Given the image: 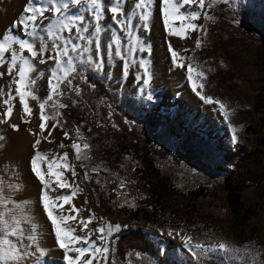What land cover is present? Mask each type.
I'll return each instance as SVG.
<instances>
[{
  "label": "rangeland",
  "instance_id": "obj_1",
  "mask_svg": "<svg viewBox=\"0 0 264 264\" xmlns=\"http://www.w3.org/2000/svg\"><path fill=\"white\" fill-rule=\"evenodd\" d=\"M9 1L11 0H0V12L2 11L6 15H10L7 5ZM218 1L216 0L215 3ZM223 1L231 2L234 5L239 1L250 4L257 9L256 18H263L264 21V0ZM212 9L213 7L206 10L214 18ZM135 19L136 17L132 19V22ZM137 20L140 21L138 17ZM211 20L202 16L197 24L203 25V30H190L189 35L192 38L187 44L178 46L175 51L179 57L183 58L180 62L185 67L180 69L185 70L186 73L189 64L198 71H203L202 65H206V68L212 70V68L217 67L218 63L228 65L234 70L235 78L231 82L214 80L211 87L206 85L203 89L197 88V91L203 95L225 103L231 113L228 119H225L218 104L204 103L193 91L191 83L192 90L185 89L186 81L183 80L179 90L171 78V71L174 70H169L168 67H161L158 64L153 66L150 74L143 78L148 80L147 84L143 83V79L138 80L136 75L132 77L128 74L122 78L118 77L113 69L120 66L123 61L115 55L112 57L110 65L106 62V56L103 66L98 68L109 88L118 98L129 102V105L136 109L138 115H142L151 108L169 120L176 116L178 120L175 121L179 123V126L187 127L188 125L195 129L197 134H203L204 142L194 144L196 147L192 150L191 158L184 169L179 170L175 167L180 176L173 182L176 190L165 196L158 205H151L144 214H134L132 208L134 209L135 198L126 193H120L115 201L109 203L112 208L104 207L96 192L98 180L92 174L93 169L111 168L122 180L144 179L151 181L155 179L156 175L143 155L141 153L124 154L117 164H102L91 167L83 162L82 157L73 165V148L70 146L59 147L61 140L65 145H71L73 141L81 145L87 142L81 132H79L78 138L74 123L70 119L64 121L61 115L57 117L63 128L69 132L71 139H65L61 128L57 127L55 132L61 133V136L60 134L57 135V139L53 140V145L57 144L56 146L60 148L58 151L60 156L64 152H68V162L75 167L76 171L82 168L88 173L89 178L87 180L99 209L97 220L100 222V226L105 228L106 243L104 246L110 250L107 254L109 264H113V262L118 264L113 254L115 237L128 230L129 227L138 224L144 225L157 240L162 238L163 249L171 248L177 253L188 254L191 257V260L188 261L190 264H221V260H226V264H264V193L261 194L257 187L250 185L241 193L242 202L234 205L229 200L227 190L223 185L224 179L233 165H226L227 170L219 171L220 173L212 167L213 162L221 158V151L225 148L236 147L239 144H250L253 148L259 136L264 134V68L258 62L259 44L258 40L244 36L242 32H236L229 51H225V48L221 47L217 41V33L209 27ZM197 40L201 42L200 47H197ZM47 42L49 45L52 43L50 39ZM122 50L123 52L125 50L123 46ZM134 51L135 49H133ZM162 57H164L163 54ZM136 60L138 61L139 58ZM165 60L168 61L166 58ZM79 63L96 67L94 63L77 62V64ZM37 67L39 71L44 73V76L41 78L35 73L32 74L36 76V84L32 90L38 97L45 98L49 94L48 77L53 68V62L38 64ZM2 69L0 68L1 71ZM201 81L202 78H199L198 84ZM184 91H186L185 94H183ZM9 92L11 89L7 85L0 86V112L7 109V105H4L2 101L7 98ZM54 100L60 102L58 96H54ZM33 101L36 102V108L39 111L38 101ZM51 108L54 113L60 112L58 108ZM45 114L51 115L47 108ZM50 122L52 125L55 123L52 119ZM8 125V122H0V136L3 137L0 140V180L3 181L6 197H8V189L10 188L7 179L10 170L8 163H11L7 156L10 153L8 151L9 146L6 149L4 147L6 145L4 142L8 136L7 131L10 129ZM234 128L237 138L235 142L233 141ZM158 142L175 150L177 146H180L181 136L175 133H167L160 137ZM48 162V159L44 160L46 166ZM198 185H203L202 193L199 195L190 194V190ZM259 188L261 189V187ZM40 197V194H37L36 197L31 195L26 200L8 205L9 208L16 209L17 217L22 219L24 228L29 227L27 223L23 222L24 217L33 216L34 218L36 216L34 215L36 213L35 208L38 207L37 203L41 201ZM25 201L29 203L25 204ZM0 211H4V209L0 207ZM37 218L39 217L36 216L33 221L38 225V233L41 235L44 232V225ZM109 222L113 225H121L120 229L113 230L108 234L107 225ZM67 223L72 225L70 221ZM180 230L186 231L194 243H225L229 248L239 249V251L209 252L206 255L201 249L194 248L193 250L198 253V257H193L188 250L167 241L166 236L169 233L172 234ZM10 239L15 240V237H10ZM91 239L97 240V236L93 233ZM97 244H101V242L97 240ZM37 256L40 257L39 261H41V258L47 255L46 253L41 255L37 252ZM37 262L36 258L32 257L25 264H36ZM129 264H134V262L130 261Z\"/></svg>",
  "mask_w": 264,
  "mask_h": 264
},
{
  "label": "snow or ice",
  "instance_id": "obj_2",
  "mask_svg": "<svg viewBox=\"0 0 264 264\" xmlns=\"http://www.w3.org/2000/svg\"><path fill=\"white\" fill-rule=\"evenodd\" d=\"M162 3V17L163 22L169 34L180 37L182 39L188 38L189 30L197 31L203 30V25L196 24L202 16L206 19H213L208 14L206 9L214 6L216 0H160ZM127 0H43L41 3H36L35 0H28L25 5L22 18L14 22L13 28L20 26L23 28L28 39L14 35L13 29L6 30L0 34V68L7 65L6 71H0V79L5 75L11 77L10 85H15L16 96L19 97V102L22 104L24 113L31 115L32 108L28 103V98L38 101L39 108V133L33 132V135L43 137L44 140H49L52 131L57 127L61 128L65 139H71L67 130L63 128L58 116L62 115L60 112H55L51 115L45 114L46 105L53 108H65L68 105L59 103L54 100L55 96H63L64 91L61 85H72V80L69 76L77 69V62L94 63L97 68L103 66L105 56L111 59L113 55L119 57L123 61L124 76L129 73V61L123 50L122 40L119 35L114 33V30L107 29V25L103 23L106 17L105 12L111 14L113 24L119 27L123 32H127L129 36L133 34L132 19L138 17L141 22L147 26V22L152 16L153 0H132L131 11L125 10ZM73 6L76 11H72ZM189 9H191L189 11ZM52 15L49 19L48 14ZM90 14L91 19H86L85 14ZM27 14V15H24ZM47 20V25L43 28V33L39 30L38 21ZM179 21V27L174 28V23ZM112 31L113 35L109 38L107 45L102 43V33L105 31ZM65 33H67L65 35ZM51 40L49 45L47 42ZM197 47L201 46L199 40L196 41ZM171 51L172 61L176 67L184 68L185 65L180 62L183 58L172 48L171 43L168 45ZM93 48L95 51L93 52ZM142 50V49H141ZM187 51V49H185ZM128 52H132L129 47ZM27 53V55H25ZM87 54V55H85ZM49 61L53 62V68L50 70L48 77V91L49 94L45 98L38 97L32 90L36 84V76L43 77L44 73L39 71L38 64H47ZM141 66L144 68V74L147 75L149 70L146 62L141 61ZM35 73L36 76L32 74ZM195 73V78H194ZM187 78L192 84L193 91L206 104H218L219 109L223 113L225 119L231 115L225 103L215 100L213 97L205 96L197 88L203 89V83H197L199 78H205L206 74L203 71H198L193 68L191 64L187 66ZM138 80L143 79L142 76H137ZM143 83L147 84L148 80L143 79ZM77 94L78 91H77ZM11 92L7 93V98L2 102L7 105L4 112H0V122H7L11 118L14 104L11 101L16 99ZM51 102V104H49ZM7 118V119H3ZM52 119L55 123L51 130L47 129L46 121ZM24 123H30V120H23ZM11 127L14 130H19V125L13 124ZM48 131V136H44V132ZM31 131V130H30ZM79 138V128L76 129ZM3 137L0 136V140ZM235 128L233 129V141H236ZM41 139L37 138L33 145L35 154L31 159V168L35 176L42 184L41 188V204L46 214L47 219L51 222L55 240L59 249L63 250V259L66 264H109V248L104 246L106 243L105 228L98 226L89 230V224L95 219L94 214L79 219L78 223L73 226L68 221L76 220L77 217L71 214H63V205L56 204L57 201H63L64 204L70 203L71 197L79 191L78 186L76 190L71 192V195H57L52 197L51 192L58 191V189L73 187L65 180L61 179L64 175L63 171H54L63 168L72 172V176H77L75 167L68 162V152H64L62 156L54 154L55 159H52L47 164L46 172L41 170L39 161L46 160L48 154L39 150ZM71 147L75 150L76 159L82 158L81 149L88 150L90 145L87 143L80 144L75 141L71 145H65L61 141L59 147ZM84 158H87L85 156ZM58 161H62L58 162ZM98 172V169H93ZM45 175L55 177L56 186L45 179ZM85 178L88 173H84ZM99 183V181H97ZM13 191L17 190L19 185H9ZM124 187V184H121ZM52 201V203H50ZM15 201L10 197L4 195L3 181L0 180V207L4 211H0V264H25L27 260L35 257L39 261L41 255L45 253V249L39 243L38 225L34 223L32 217H24L23 222L29 225L28 228L22 226V219L17 217L16 209L9 208V204ZM29 203L28 201L24 202ZM19 208V205H17ZM59 209L60 214H55V210ZM73 209L79 214L80 209ZM103 219V218H100ZM121 225L111 224L107 225V232L110 234L113 230H119ZM77 229L84 232L85 235H77ZM93 233L98 234L97 240L101 244H97V240L91 239ZM171 235V233H169ZM15 237V240L10 239ZM184 246L193 257H198V253L193 249H201L204 254L212 253H229L232 251H239V249H231L225 243L210 246L206 248L203 244H191L192 237H182ZM23 245V247H22ZM74 253L75 255H72ZM114 264V262H113ZM221 264H226V260H221Z\"/></svg>",
  "mask_w": 264,
  "mask_h": 264
},
{
  "label": "trees",
  "instance_id": "obj_3",
  "mask_svg": "<svg viewBox=\"0 0 264 264\" xmlns=\"http://www.w3.org/2000/svg\"><path fill=\"white\" fill-rule=\"evenodd\" d=\"M212 12L215 17L209 22V27L217 33L221 47L229 51L236 32H242L244 36L258 40V62L264 68V21L256 18L257 9L241 1L234 5L219 0ZM202 68L206 79L202 78L200 83L204 86L211 87L214 80L231 82L235 78L234 70L225 64L218 63L212 70L206 65ZM69 79L72 85L68 86L66 82L61 85L64 95L58 96L59 103L68 107L58 109L62 113L61 118L64 121L70 119L90 145L88 150L81 149L83 162L88 167L112 165L117 164L124 154L141 153L156 175L151 181L122 180L111 168L100 167L98 172L92 171L99 181L96 192L101 204L112 208L109 203L115 201L120 193H126L135 198L134 214H144L151 205H158L176 190L173 182L180 178L177 169H184L196 147L194 144L204 142L203 134H197L188 125L179 126L175 121L178 117L169 120L151 108L138 115L129 102L118 98L109 88L96 67L79 63ZM46 108L54 114L49 105ZM167 133L181 136L180 146L175 150L158 142ZM221 153V158L214 161L212 167L220 173L227 170L226 165H233L223 185L234 205L242 202L241 193L250 185L264 193V134L259 136L253 148L250 144H239L227 147ZM122 183L124 187H121ZM202 188L203 185H198L190 190V194L199 195ZM162 244V238L157 240L144 225L138 224L115 237L113 254L118 264H129L130 261L134 264H190L188 254L177 253L171 248L163 249Z\"/></svg>",
  "mask_w": 264,
  "mask_h": 264
},
{
  "label": "bare ground",
  "instance_id": "obj_4",
  "mask_svg": "<svg viewBox=\"0 0 264 264\" xmlns=\"http://www.w3.org/2000/svg\"><path fill=\"white\" fill-rule=\"evenodd\" d=\"M43 0H37L36 3H41ZM8 4V12L10 15H6L4 12H0V34H3L8 29H13L14 35L28 39V36L25 34L22 27L17 26L13 28L14 22L18 21L22 18V13L24 12L25 5L28 3V0H11L7 2ZM131 4L132 0H128L127 4L124 6L126 11H131ZM76 7L73 6L72 11H76ZM191 9H189L190 11ZM152 16L150 20L147 22V26L144 25L143 22L138 21L136 19L131 22L133 26V34L129 36L127 32H123L119 27L113 24L111 20V14L107 11L105 12L107 19L103 21L105 25H107V29L114 30L116 35H119L122 40V46L124 50V54L128 60L131 59V63L129 65V75L132 77L142 76L143 78L150 74L152 71L153 66H157V64L161 67L165 66L168 67L171 71V78L175 82L176 86L180 90V83L184 80L186 81L185 89L192 90L190 86V81L187 78V73L185 70L176 67L172 61L171 51L169 50V43H171L172 48L175 50L178 46L187 44L189 40L192 38L189 35V31L187 33L188 38L182 39L180 37L174 36L169 34L168 30L166 29L163 17H162V3L160 0H153L152 5ZM27 15V14H24ZM48 15L49 19H52V15L50 13ZM86 19H91L90 14H85ZM198 20L195 21L197 24ZM47 20H40L38 21L39 30L43 33V28L47 25ZM180 22L176 21L174 23V28L179 27ZM67 33H65L66 35ZM113 35L112 31L105 30L102 33L101 39L104 45H107L109 38ZM129 47L132 48V52L129 53ZM133 49L135 51L133 52ZM142 49V50H141ZM162 53L164 57H162ZM134 54V56H133ZM27 55V53H25ZM114 56V55H113ZM106 57V56H105ZM139 58L137 61L136 59ZM163 58V59H162ZM168 59V61L165 60ZM112 59V58H111ZM111 59H107L106 62L111 63ZM141 61L146 62L147 68L149 73L147 75L144 74V68L141 66ZM5 67V68H4ZM2 71H6L7 65H5ZM1 71V70H0ZM113 72L117 74L118 77H124L122 74L123 72V63L114 68ZM195 78V75H194ZM11 81V77L5 75L2 79H0V86L7 85L9 87ZM198 83V82H197ZM15 85L9 87L11 89V93L16 96L15 92ZM184 91L183 94H185ZM14 104L13 112L11 114V118L7 119L8 126H10L9 131H7V140L4 142L6 145L4 146L5 149L9 146L8 151L10 153L7 154L8 158L11 160V163H8L10 170L9 174L7 175L8 182L10 185H19L20 187L13 191L12 188L8 189V197L11 200L17 203L18 201L26 200L29 196L33 195L34 197L37 194L41 195V188L42 184L40 180L35 176L31 168V159L35 154V149L33 147L35 140L37 138L41 139V144L38 146L41 152L47 153L48 161L55 159L56 156L54 154H58L59 147L53 145V140L57 139V135L61 133L52 131L49 140H52V143H49L48 140H44L43 137L38 135H33L32 133H39V124L41 123L39 119V111L36 108V102L33 101L31 98H28V103L32 108L31 115L24 113L22 104L19 102V97L16 96V99L11 101ZM23 120H30V123H24ZM16 124L19 125V130H14L11 125ZM46 126L48 130H51L52 124L50 119L46 121ZM31 130V131H30ZM44 136H48V131L44 132ZM62 141V140H61ZM4 149V148H3ZM54 150V151H53ZM73 161L72 164L77 161L75 150L72 151ZM61 162L62 161H58ZM41 165V170L46 172L47 166L44 163V160L39 161ZM48 164V163H47ZM54 171H63L64 175L61 179L65 180L69 184L74 185L73 187L58 189V191L51 192L50 195L55 197L57 195H71V192L76 190L75 186H78L79 191L75 196L71 197L70 203L64 204L63 201H57L56 204L63 205V214L68 215L71 214L76 216V220H72V225L75 226L79 219L87 218L94 214L95 219L89 224V230L95 227L100 226V222L97 220V215L99 213L97 200L95 199L92 191L90 189L89 183L87 178H85L82 168H79L76 173L77 176L73 177L72 172L66 169L60 168L57 169L54 167ZM22 178V180H21ZM45 179L50 181L53 184V187L56 186L55 177L51 175H45ZM21 182V183H20ZM24 182V184H22ZM15 197V198H14ZM31 199V198H30ZM33 199V198H32ZM30 201V200H29ZM19 203V202H18ZM52 203V201H50ZM38 207L35 208V214L38 220H40L44 225V232L40 235L39 233V243L43 249H45L46 257L41 258V261H38L36 264H66L63 259V250L59 249L55 240L54 231L51 225V222L47 219L46 214L42 208L41 201L37 203ZM12 205V204H11ZM80 209L79 214L73 209ZM55 214L59 215L60 210L56 209ZM36 216H32L33 220L36 219ZM34 223H36L34 221ZM77 235L85 234L77 229ZM96 236L98 234L94 233ZM182 237H188V233L186 231H177L172 233L171 235L168 234L166 236L167 241L173 244H177L180 248H184L188 250L184 246ZM191 244L194 245L196 243L191 241ZM219 243H206L203 244L206 248H210V246L218 245ZM72 255H75L72 253ZM40 260V259H39ZM93 264H96V261H93Z\"/></svg>",
  "mask_w": 264,
  "mask_h": 264
}]
</instances>
